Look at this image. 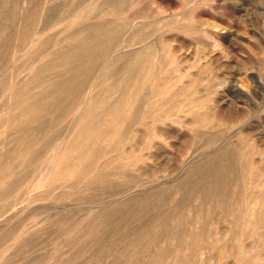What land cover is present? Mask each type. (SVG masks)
Instances as JSON below:
<instances>
[{"label": "rangeland", "instance_id": "rangeland-1", "mask_svg": "<svg viewBox=\"0 0 264 264\" xmlns=\"http://www.w3.org/2000/svg\"><path fill=\"white\" fill-rule=\"evenodd\" d=\"M79 1L0 0V264H264V0Z\"/></svg>", "mask_w": 264, "mask_h": 264}, {"label": "bare ground", "instance_id": "bare-ground-1", "mask_svg": "<svg viewBox=\"0 0 264 264\" xmlns=\"http://www.w3.org/2000/svg\"><path fill=\"white\" fill-rule=\"evenodd\" d=\"M28 1V3H29V0H27ZM49 2V1H48ZM74 2V0H72V2L71 3H73ZM86 2V0H81V1H79V4L78 5H80V4H82V3H85ZM106 2V1H105ZM126 3H128V2H126L125 0H120V2L118 3V5H117V14L116 15H119L121 18H125V19H129L130 21H131V28H130V32H132V33H134V39H133V41H136V42H138L139 40V38L140 37H142V36H140L139 37V30H141V29H139L138 27L140 26V24H141V17L139 16V13H137V12H132L131 14H129V7H126ZM23 4V3H22ZM24 4H25V2H24ZM30 4V3H29ZM126 4V5H125ZM115 5V4H114ZM131 6L130 7H133V5L132 4H130ZM61 6V5H60ZM129 6V5H128ZM135 6V5H134ZM30 7V6H29ZM28 7V8H29ZM71 7V6H70ZM75 7V6H74ZM22 9H23V11L25 10L24 9V7H21ZM33 8V7H32ZM52 8V7H51ZM90 8V7H89ZM134 8V7H133ZM83 9V8H82ZM133 9H131V11H132ZM29 11V10H28ZM130 11V12H131ZM9 13V12H8ZM24 13V12H23ZM22 13V14H23ZM28 14V13H27ZM30 14V13H29ZM31 15V14H30ZM29 15V16H30ZM91 15V14H90ZM119 16H118V18H119ZM78 17L80 18H83L84 16L83 15H81V14H79L78 15ZM91 17V16H90ZM24 18V17H23ZM74 20V19H73ZM20 21V20H19ZM25 21V20H24ZM23 21V22H24ZM22 22V23H23ZM26 22V21H25ZM104 24V23H103ZM106 24V23H105ZM126 26H127V24H126ZM127 30V31H126ZM125 30V28L123 27H120L119 29H117L116 30V32L120 35V34H123L124 35V33H126V32H128V29H126ZM139 32V33H138ZM139 34V35H138ZM122 35V36H123ZM23 37V36H22ZM138 39H137V38ZM135 39H137V40H135ZM124 45L122 44V43H115V44H113V45H110V46H105V47H101L100 49H99V52L96 54V56L95 57H93L92 59H90L89 61H88V66H90V68H94V67H99V66H101L102 65V68H103V71L104 72H106V71H108L109 70V60H108V58L107 57H110L111 55L110 54H112L113 53V51H114V53L117 51V50H119L118 48H122ZM87 48H91L89 45L87 46ZM113 53V54H114ZM140 53H142V52H140ZM110 55V56H109ZM115 56V55H114ZM112 60H113V58H112ZM112 60H110V61H112ZM109 62V63H108ZM80 69H82V70H84L85 71V74H83L82 75V80H83V82L84 81H86L87 80V75H86V71L88 70V68L85 66V65H80V66H78ZM89 68V69H90ZM98 69V68H97ZM100 70H102L101 68H100ZM102 71V72H103ZM97 72H99V71H97ZM98 75V74H97ZM100 75V74H99ZM228 118V117H227ZM210 192V191H209ZM209 192L207 193V191H206V193H207V195L209 194ZM205 193V194H206ZM203 198V197H202ZM200 200V199H199Z\"/></svg>", "mask_w": 264, "mask_h": 264}]
</instances>
